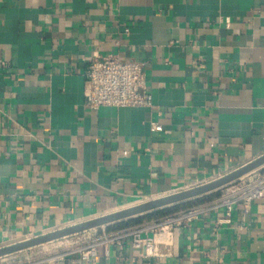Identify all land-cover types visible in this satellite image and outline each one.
Here are the masks:
<instances>
[{"label": "crops", "instance_id": "0c3cea01", "mask_svg": "<svg viewBox=\"0 0 264 264\" xmlns=\"http://www.w3.org/2000/svg\"><path fill=\"white\" fill-rule=\"evenodd\" d=\"M109 53L142 63L149 107L83 106L86 63ZM263 154L264 0H0V247ZM156 252L124 240L86 264H264V198L203 211Z\"/></svg>", "mask_w": 264, "mask_h": 264}, {"label": "built area", "instance_id": "2783aa9c", "mask_svg": "<svg viewBox=\"0 0 264 264\" xmlns=\"http://www.w3.org/2000/svg\"><path fill=\"white\" fill-rule=\"evenodd\" d=\"M82 103L88 109L107 105L149 107L151 96L145 91L142 63L134 59L122 61L115 53L102 57L93 55L88 59L84 69ZM150 129L161 130V126L150 123ZM248 174L252 175L245 177ZM232 183L233 185L227 188L225 193L209 202L177 209L163 217L120 229L106 231L102 229L98 236L86 241L75 250L45 262L46 264H86L96 257L100 246L117 245L124 240H129L131 246L141 250L143 255H156L158 238L166 236L174 228L188 225L201 212L224 207L229 214L237 204H241L246 209L252 200L264 198V164L223 186Z\"/></svg>", "mask_w": 264, "mask_h": 264}, {"label": "water", "instance_id": "95a60500", "mask_svg": "<svg viewBox=\"0 0 264 264\" xmlns=\"http://www.w3.org/2000/svg\"><path fill=\"white\" fill-rule=\"evenodd\" d=\"M262 164H264V154L210 182L203 183L188 189L177 191L147 201H143L138 204L132 205L130 207H126L111 213L100 215L98 217H94L92 219H88L80 223L69 225L63 228H59L47 233L37 235L35 237H31L9 245L2 246L0 247V256L9 254L17 250L28 248L43 242H47L65 235H69L75 232L135 218L137 216H141L145 213L151 212L156 209L165 208L170 205H175L180 202L190 200L192 198L200 197L202 195L217 190L224 184L239 178L240 176L248 173L249 171L253 170L254 168H257Z\"/></svg>", "mask_w": 264, "mask_h": 264}, {"label": "rangeland", "instance_id": "374dc122", "mask_svg": "<svg viewBox=\"0 0 264 264\" xmlns=\"http://www.w3.org/2000/svg\"><path fill=\"white\" fill-rule=\"evenodd\" d=\"M252 174H248L245 177H250ZM234 184L235 186L237 185L236 182ZM231 185H233V183L227 184L226 186L220 187L217 190L202 195L200 197L192 198L190 200L180 202L177 204L180 205L179 208L177 209H182L191 205L198 204L200 201L205 200L204 197H207L209 195H214L217 198L221 194L225 193L227 191V188H230ZM170 207H173V205L161 209H156L131 219H137L138 217L139 218L142 217L141 219L144 220L157 219L172 212L171 210H166L169 209ZM128 220L129 219L115 222L109 225L89 228L47 242H43L28 248L11 252L9 254L0 256V264H34V263L45 262L53 257L75 250L83 243L85 244L86 241L91 240L92 238L98 236L101 233L102 229H105L106 231L108 227L110 228L115 227V225H117L118 223H125Z\"/></svg>", "mask_w": 264, "mask_h": 264}, {"label": "trees", "instance_id": "16d2710c", "mask_svg": "<svg viewBox=\"0 0 264 264\" xmlns=\"http://www.w3.org/2000/svg\"><path fill=\"white\" fill-rule=\"evenodd\" d=\"M180 205H173V207H170L169 209H166V210H174V209H177L178 207H179ZM142 217H138L137 219H129L127 222H125V223H135V222H138V221H140V219H141Z\"/></svg>", "mask_w": 264, "mask_h": 264}]
</instances>
